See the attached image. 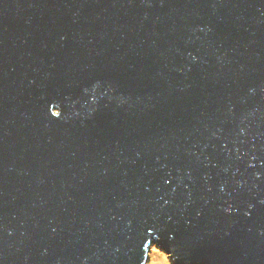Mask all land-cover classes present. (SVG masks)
I'll use <instances>...</instances> for the list:
<instances>
[{"label":"water","instance_id":"water-1","mask_svg":"<svg viewBox=\"0 0 264 264\" xmlns=\"http://www.w3.org/2000/svg\"><path fill=\"white\" fill-rule=\"evenodd\" d=\"M154 244L264 264V0H0V264Z\"/></svg>","mask_w":264,"mask_h":264},{"label":"rangeland","instance_id":"rangeland-1","mask_svg":"<svg viewBox=\"0 0 264 264\" xmlns=\"http://www.w3.org/2000/svg\"><path fill=\"white\" fill-rule=\"evenodd\" d=\"M161 248L159 245L156 246V244L151 245L145 264H174L170 255L163 251V247Z\"/></svg>","mask_w":264,"mask_h":264}]
</instances>
